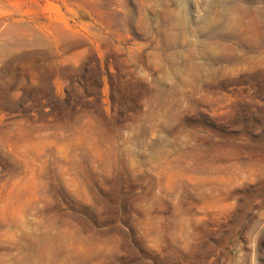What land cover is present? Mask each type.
Instances as JSON below:
<instances>
[{"label":"rangeland","instance_id":"obj_1","mask_svg":"<svg viewBox=\"0 0 264 264\" xmlns=\"http://www.w3.org/2000/svg\"><path fill=\"white\" fill-rule=\"evenodd\" d=\"M0 264H264V0H0Z\"/></svg>","mask_w":264,"mask_h":264}]
</instances>
